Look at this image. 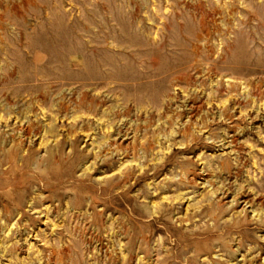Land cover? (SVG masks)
I'll return each instance as SVG.
<instances>
[{
  "label": "rangeland",
  "instance_id": "obj_1",
  "mask_svg": "<svg viewBox=\"0 0 264 264\" xmlns=\"http://www.w3.org/2000/svg\"><path fill=\"white\" fill-rule=\"evenodd\" d=\"M0 264H264V0H0Z\"/></svg>",
  "mask_w": 264,
  "mask_h": 264
}]
</instances>
